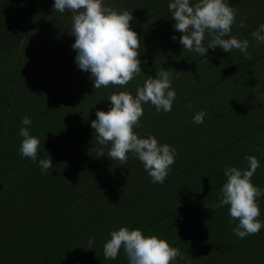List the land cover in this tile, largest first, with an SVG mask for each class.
I'll list each match as a JSON object with an SVG mask.
<instances>
[{
  "label": "crops",
  "instance_id": "obj_1",
  "mask_svg": "<svg viewBox=\"0 0 264 264\" xmlns=\"http://www.w3.org/2000/svg\"><path fill=\"white\" fill-rule=\"evenodd\" d=\"M157 1L158 5L148 15H140L145 9L139 0H131L123 8L134 15L130 24L140 38V61L149 55L144 53L147 33L157 30L154 27L157 18L169 11L167 4L161 12L160 0ZM229 3L236 9L237 19L231 35L249 40L252 59H245L237 49L230 53L220 46L208 49L206 57L199 55L210 68L203 77L197 74L205 69L195 61L187 63V73L177 68L186 81L177 90L171 111L157 113L153 105H142L141 127L134 131L141 138L154 135L159 143H167L177 151L163 184L153 183L132 153L125 165L107 157L110 145L104 146L105 156L96 157L101 146L94 129L88 130L97 110L109 109L106 90L113 87L133 96L136 92L130 82L123 87L109 85L100 89L93 88L94 81L89 84V73L80 70L75 62L71 24L64 22L60 32L43 35L44 30L57 26V22L46 18H68L71 13H58L53 8L34 14L32 25L22 30L24 41L18 44L17 51L0 53V85L7 82L4 91L8 94L3 97L0 92V264H118L119 261L128 264L123 249L115 260L104 259L103 244L110 239L111 231L122 226L129 230L139 228L146 236L166 239L158 228L175 224L179 219L184 223L179 231L181 239L187 235L190 239L187 249L174 243L173 247L179 248L184 259L178 257L173 264H264V227L258 234L241 239L232 231L238 221L229 216V206L213 208L219 203L227 181L224 169L230 166L247 169L245 155H254L259 160L252 182L264 189V99L253 93L254 87L264 93V44H258L251 35L264 23V0H229ZM241 19L250 28L239 27ZM169 23L167 29L173 32L159 36L165 42L155 49L179 41L182 33L174 29V20ZM62 35L66 60L51 74L67 78L77 91L69 88V99L61 101L51 87L39 86L41 92L32 105L26 85L22 84L28 80L23 67L36 63L43 52L46 56L41 58L45 59L54 50L59 51ZM208 38L211 39L209 35ZM45 75L49 73L37 77L36 82L46 83ZM44 103L48 105L43 106ZM200 111L206 116L197 125L192 121ZM25 116L32 122L27 126L30 134L40 140L36 163L19 152L23 139L19 129ZM78 150L84 151L83 159ZM40 159H52L53 168L47 174L41 172ZM89 163L93 164L85 165ZM177 169L179 172L173 175H184V179L178 180L183 179L184 185L168 184L170 173ZM189 170L195 189H190L191 183L185 176ZM84 177L90 181L85 182ZM121 178H127L128 182L118 185ZM95 190H100L102 196L94 203L91 195ZM177 196H181L178 202ZM257 202L261 211L258 219L264 223V194L257 197ZM94 206L95 216L87 211ZM174 213L177 218L168 222ZM134 215L137 223L127 218ZM142 216L149 226H159L144 227L140 223ZM89 237L95 238L93 249H87Z\"/></svg>",
  "mask_w": 264,
  "mask_h": 264
},
{
  "label": "clouds",
  "instance_id": "obj_2",
  "mask_svg": "<svg viewBox=\"0 0 264 264\" xmlns=\"http://www.w3.org/2000/svg\"><path fill=\"white\" fill-rule=\"evenodd\" d=\"M53 8L58 13L68 11L72 14L71 35L75 41L71 47L76 52L75 62L80 70L90 74L94 89L109 85L123 87L140 75L141 42L131 27L134 17L129 9L118 10L106 5L104 0H54ZM168 10L175 21L174 29L182 33L179 42L184 50L206 57L208 49L220 46L224 52L237 49L245 59H252L248 52L249 40L231 35L237 22L236 9L226 0H196L195 3L192 0H171ZM239 27H245L243 19L239 21ZM206 33L211 37L207 46L204 45ZM251 35L258 44H264V23ZM172 39L176 40V36L173 35ZM181 72H176L177 78ZM172 79V72L161 69L155 78L149 76L143 86H137L135 96L128 91H119L108 97L110 108L97 110L96 118L91 121L97 143L101 146L96 157L105 156L104 146L110 145L107 157L125 165L128 154L132 153L143 164L152 182L163 184L170 166L175 163L176 149L167 143H159L154 135L141 138L134 129L141 127L143 104L150 102L157 113L171 111L177 97L175 90L171 89ZM253 93L264 99V93L258 88L254 87ZM205 116L204 111L197 112L192 122L202 124ZM31 123L28 116L21 120L23 126L19 129V136L23 139L19 152L36 163L40 140L30 134L27 126ZM244 159L248 162L247 169L235 166L224 169L227 181L221 189L219 203L213 206L216 209L229 206V216L238 221L232 231L241 239L258 234L264 227L258 219L261 211L257 202L264 189L252 182L260 162L254 155H245ZM39 166L42 174H47L53 168L52 159H40ZM94 239L89 237L87 249H93ZM121 249L128 264H173L178 257L184 259L179 248L170 246L167 240L156 235L146 236L139 228L129 230L122 226L111 231L110 239L103 244L104 259L115 260Z\"/></svg>",
  "mask_w": 264,
  "mask_h": 264
},
{
  "label": "rangeland",
  "instance_id": "obj_3",
  "mask_svg": "<svg viewBox=\"0 0 264 264\" xmlns=\"http://www.w3.org/2000/svg\"><path fill=\"white\" fill-rule=\"evenodd\" d=\"M130 1L131 0H111L112 6L113 7H120L121 10H123V8L127 7L130 5ZM196 0H192V2L194 3ZM167 1L165 0H160L159 3L162 4V8H161V12H164L162 10H164L165 8V3ZM226 2L228 4L229 0H226ZM139 4L145 9L143 12L140 13L141 16L143 15H148L150 12H152L155 8V6L158 5V1L157 0H139ZM165 5V6H164ZM262 11H264V9H262ZM260 12V11H259ZM133 15V14H132ZM71 16L70 18H66L64 19V22L66 24H71ZM134 16V15H133ZM46 20H52L54 22H57V26L56 28L52 27L50 30H44L42 33L45 37L51 35L52 33L55 32H60L61 29H63V21L62 18H46ZM174 19L171 18V14L169 13V11H167L166 13H161L160 16L157 18V22L155 24V28L156 29H152L150 30L147 35H146V41L144 43V46L146 47L144 53H149V55L141 60V64L140 67L142 69L141 73L139 76L134 77L133 80L130 81V85L133 87V91L136 92L137 86H143L144 82L146 79L149 78V76H152L153 78H155L156 73L161 70H168L170 72H173L174 70L176 72H178L177 68L180 67L182 69V71H186L188 68V62L189 61H195L196 65L201 66L202 68H204L205 70L199 71L198 72V76L203 77V75H206L207 73L210 72V68L204 63V61H202L201 57L195 53V52H188L187 50L183 49V46L180 44V42L178 41H171L168 42L166 44L163 45V47L161 49H155V47L157 46V44H159L160 42L164 43L165 40L160 38L159 36L162 35H169L170 33H172L173 31L171 29H167L168 27H170L171 23H169L170 21H172ZM166 23H169L166 26ZM246 28H250V24L247 22L245 24ZM165 28V29H163ZM175 31V30H174ZM57 32V33H58ZM210 39L208 38V35H205V40H204V45L207 46V44L209 43ZM155 49V50H154ZM46 56L45 53L43 52L41 57ZM39 57L36 61V63L30 64L28 66H26L25 68L23 67V74L24 77L28 80H26V82L22 83L23 85H26V95L29 96L31 98V104L34 105L37 100V94L41 92L39 86H43L46 85L48 87H51L54 94L56 95L57 99L64 101L69 99L70 97V91L69 88L73 91L76 92L77 90L73 87L72 82H68L67 78H62V75L59 77L58 74H51L52 70H56L58 69L59 66H62L64 61L66 60L65 58V39L64 36L62 35V43L60 45L59 51L54 50L53 52L49 53L48 56L43 59ZM145 61L147 63H145ZM185 68V69H183ZM188 71H186L187 73ZM49 73V75H45L44 79L46 81V83H40V82H36V78L40 77L44 74ZM185 73V75H186ZM88 78V82L89 84H92L93 80L90 78V74L87 75ZM186 81V77H181L178 76V78L176 77V74L173 73V79H172V84H171V89H174L175 92L177 93L180 89V87H182V85L184 84V82ZM7 83V82H6ZM5 84H1L0 85V92L1 95L4 96H8V94L6 93V91H4V87ZM29 83V84H28ZM21 84V85H22ZM28 84V85H27ZM120 90L114 89L113 87H111L110 89L106 90V95L109 97L112 93L116 92L118 93ZM133 94V93H132ZM44 99V98H42ZM148 104L151 105V103L149 102ZM48 105V103H44L43 106ZM111 106V103H110ZM109 106V108H110ZM93 129L90 128L88 130L92 131ZM77 154L80 156V158L83 159L84 157V151L81 153L79 150L77 152ZM93 163H89V164H85L86 166H89ZM179 172V170H173L170 173V182H168V184L170 185H184V175L182 177L180 176H175L173 175V173H177ZM101 176L104 177V174H101ZM185 176L188 178V180L191 183V188L190 189H195V185H194V178L192 176V171L189 170ZM179 178H183L181 179V181ZM132 180V179H131ZM84 181L85 182H89L90 180L88 179V177H84ZM128 182L127 178H121L117 184L118 185H125ZM95 189V188H92ZM91 190V189H90ZM2 191V190H1ZM22 191H25V188H22ZM2 195L4 196V193L2 191ZM92 197V202H97L100 201L101 196H102V192L100 190H95L93 192V194L91 195ZM105 201H108V198L106 196H104ZM179 199H181V196H177L176 197V202L179 201ZM114 201V200H113ZM90 215H94L96 214V208L95 206L93 208H91L90 210ZM115 215V214H114ZM113 215V217H114ZM196 215V212H195ZM192 216V214L187 215V218H190ZM127 218L133 220L135 223L138 222L136 216H127ZM141 225H143L146 228H154L155 226H159V225H148V222L146 221V217L142 216L141 217ZM177 217L175 215V213L171 216L168 217V222L175 220ZM184 226V223L181 219H179V221L175 224H169V225H162L161 228H158L161 232H162V237H165L168 241V243L170 244V246H174V243L178 242L180 245V248L182 249H187V240L190 239V235L185 236L186 238H182L181 239V233L179 232L181 230V228ZM190 225H185V228H187ZM155 230V229H153ZM165 239V240H166ZM200 236L196 238V240H199ZM202 239V238H201ZM120 262V261H119ZM118 262V264H119Z\"/></svg>",
  "mask_w": 264,
  "mask_h": 264
},
{
  "label": "trees",
  "instance_id": "obj_4",
  "mask_svg": "<svg viewBox=\"0 0 264 264\" xmlns=\"http://www.w3.org/2000/svg\"><path fill=\"white\" fill-rule=\"evenodd\" d=\"M104 2L112 6L111 0ZM170 2L168 0L165 5ZM53 6L54 0H0V53L16 52L18 44L24 41L22 30L32 25L34 14L41 10H52ZM61 18L64 23L67 17Z\"/></svg>",
  "mask_w": 264,
  "mask_h": 264
}]
</instances>
